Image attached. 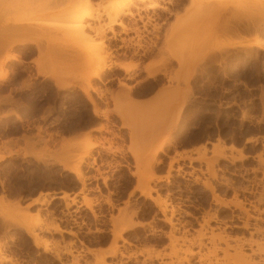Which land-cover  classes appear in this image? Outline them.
<instances>
[{"label":"rangeland","instance_id":"374dc122","mask_svg":"<svg viewBox=\"0 0 264 264\" xmlns=\"http://www.w3.org/2000/svg\"><path fill=\"white\" fill-rule=\"evenodd\" d=\"M105 1L89 0L96 14ZM151 1L158 8L142 10L136 0L123 8L133 15L120 17L125 32L114 25V35L106 30L100 39L101 27L87 19L90 41L81 45L65 39L68 27L62 26L37 30L35 43L9 46V35L47 11L23 7L27 0H0V137L7 138L0 141L5 156L0 160L4 260L8 253L13 264H96L102 256L105 264H239L233 259L237 249L249 264H263L264 252L252 255L250 248L264 250V50L226 48L232 40L244 39L230 31L243 22L249 24L248 37L264 40V11L251 0ZM52 2L55 10L69 0ZM108 35L118 38L120 47L135 49L133 59L112 61ZM9 55L15 60L6 59ZM113 62L134 75L104 72ZM96 63L103 76L93 83V114L78 86ZM39 68L47 74H38ZM192 69L194 76L188 79ZM158 72L167 78H147ZM50 74L73 86L58 90ZM116 97L122 100L119 108ZM141 98L146 99L137 100ZM133 100L138 103L131 104ZM70 130L73 137L56 147L52 135ZM217 141L222 157L212 155ZM160 145L162 151L152 161ZM230 147L245 158L239 160ZM124 151L132 167H118L114 160ZM77 164L83 182L64 172V165ZM138 183L158 198L164 214L134 190ZM206 183L226 207L217 204ZM57 189L67 195L59 199L62 205L48 198ZM66 191H77L83 206L72 209L75 200ZM34 194L44 205L34 213L9 199ZM238 205L249 215L247 229L241 227L244 216ZM24 217L39 220L33 230L47 243L45 250L33 245L21 226ZM61 224L73 227L56 232ZM117 231L121 239L113 240ZM211 232L217 259L205 257ZM170 237L180 248L176 254ZM218 238L229 245L227 258ZM187 249L194 254L185 255Z\"/></svg>","mask_w":264,"mask_h":264},{"label":"bare ground","instance_id":"6f19581e","mask_svg":"<svg viewBox=\"0 0 264 264\" xmlns=\"http://www.w3.org/2000/svg\"><path fill=\"white\" fill-rule=\"evenodd\" d=\"M132 1L133 0H108V1L106 0L105 2H103L100 5L101 14H98V13L96 14L95 9L97 7L96 8L93 7L90 4L89 0H69V3H66L67 5H64L65 7L62 6V7L58 8V9H55V10H51L52 4H53L52 0H42V1H38V0H29L28 1L27 0V2L24 3L23 7H26L27 9H31V8H33L35 6H41V7H43L44 12L47 11V13L41 14L38 17L33 18L32 21L25 28H21L17 32H14L13 34L9 35L6 38V39H8L7 43H8L9 46H11L13 44H17V43L19 44V43H25V42H30V43L34 42L35 43L37 30H40L43 27H45V28H58L59 29L62 26L63 27L67 26L68 29L66 30L67 33H66L65 39L69 40V42L71 41L72 44H76V45L80 44L81 45L83 43H86V42L90 41V37L85 33V30L88 28L87 24H86V20L87 19L95 20L98 23L99 27H101V32L98 33L100 39L102 38V36L104 35L106 30L110 31L114 35V33L112 31V26H114V25L120 27L122 29V31L125 32L126 29L123 26V23L121 22L120 17L121 16H129V17L133 16L132 12H130L129 10H127L125 12L122 11L123 8L126 7L127 5L131 4ZM136 1H138L139 3L143 4L142 10H153V9L158 8V5H157L156 1H151V0H136ZM251 1H252V3L255 4V6H256V4L259 3L260 12L263 13V11H264V0H261L260 2L259 1L255 2L256 0H251ZM252 3H251V6H253ZM133 7L137 8L136 6H133ZM258 11H259V7H258ZM260 12H259V14H260ZM101 17H104V19H102ZM61 39H63V37ZM65 43H67V42H65ZM236 47H242V48L255 47V48L264 50V42L261 41V40H258L256 37L251 38V39H243L242 41H234V42L232 41L231 43L228 44L226 49H232V48H236ZM205 56H207V54H205ZM6 59H14L15 60V56L14 55H9ZM114 65L117 66L119 69L123 70L126 75L129 73V70L125 69L123 66H121V64L114 63ZM182 67H183V65H182ZM193 68H194V66H193ZM193 70L194 69H192V73H190V75L188 76V79H191L194 76L193 75L194 74ZM37 73L38 74H42V75H46L47 74V73L43 74L44 72L40 68L38 69ZM156 75H160V76H162L164 78H167L165 72L148 73L147 78L151 79V80H154ZM48 76H49V78H51L55 82L56 88L58 90H63L65 88H67V87L73 86L71 82H63L55 74H50ZM102 76H103V67H101L99 65V63H96L94 66L89 67L88 72L86 73V75H85V77L83 79V83L80 86H78L79 90L85 96V99L93 107V111H92L93 114L97 113L95 101H94L93 97L91 96V92L96 93V91H95L96 89L93 88V83L96 80L100 81L102 79ZM119 86L124 87L125 85L122 84V83H119ZM188 91H189V89H188ZM113 101L115 103L114 105L117 108H119V106L122 105V100H120V98L118 99L116 97V98H114ZM130 103L134 104V105L136 104L134 101H131ZM133 116H134V114L132 113V117ZM125 118H126V115H125ZM249 141H251V140H248L247 142H249ZM220 144L217 141L216 145L212 146V155L213 156L222 157L223 149L221 148ZM92 147L90 146L89 149L92 148ZM162 147H163V145H160V146L156 147V149L154 150L153 155H152V159H151L152 161L155 160V157L157 156V154L162 151ZM201 150L205 151L204 147ZM230 150L233 151V152H236L239 160L245 158V156L241 153L240 150H238V149H236L234 147H230ZM195 151H196V153H198L199 148L197 150L195 149ZM86 155H87V153L83 157H85ZM4 157L5 156L2 153H0V160H2ZM83 157H81L79 161H81ZM178 157H179V159H182V157L184 158L183 155H178ZM186 159H188V157ZM189 160H190V158H189ZM172 162H175V159H173V161L170 162V165H171ZM206 164H207V171L210 172V174H211L212 173L211 162L206 160ZM64 169L72 172L73 175H75V177L77 178V180H79L80 182H83L82 181V176H81L80 170H79V164L75 165V167H73V168L64 165ZM169 169H171V167ZM155 179L160 180L159 177L155 178ZM205 185H206V188L208 189V191L213 195V198L217 202V204H219L220 206L226 207L227 205H225V203H223V201L219 200L217 198V196H214V188L211 185H209L208 183H206ZM134 190L139 192L141 194V196H143L145 199H148L149 201H151L158 208V210L162 214L165 213L166 210L164 208H162V204L159 202L158 198L151 197L150 190L149 191L144 190L143 189V185L141 183H138ZM66 196L67 195L63 194L61 196V199L62 200L65 199ZM36 201L37 200H35L34 203ZM85 205L90 210L89 207H91L90 206L91 204L89 205V203L86 202ZM15 207H17V206H15ZM236 209L239 211L240 214H242L244 216L243 217L244 219H242V222H241V225H242L241 227L243 229H247L248 228V221L247 220H248L249 215H248L246 209L243 208L241 205H238V207ZM232 216L233 217H237V216H234V215H232ZM23 220L24 221L21 220L22 221L21 222V226L26 230L28 236L30 237V239L33 242V245L36 248L44 246V250H45V243L46 242L41 241L40 238L38 237L37 233L33 230L34 227L37 224H39V223H37V221H39V220L37 218H35L32 221L28 222V221H26L27 219H25V217H24ZM166 221H167V223H170L169 220H166ZM54 230L56 232L57 231L60 232V230H58L57 228H55ZM200 232H198L199 234L197 233L199 235V237L203 235ZM202 237H204V236H202ZM214 238H215V235L213 234V232H211L210 236L207 237V239L209 240L210 248L208 247V250H207L208 254H206L205 257L206 256H208V257L212 256V257H215V259H217L215 251L218 250V248H217V246L214 243ZM116 239H121L119 231L116 232L113 240H116ZM169 239L171 240V253L172 252H174V253L176 252L177 253L180 250V248L178 247L179 249H177V246L174 245V240H172L173 239L172 237H170ZM218 240L220 241V240H222V238H218ZM222 242H223L224 249L221 248L222 249L221 253L224 254L223 257L227 258L228 257L229 245L227 244L226 241H224V239L222 240ZM198 244L200 246V241H199ZM249 244H251V243L249 242ZM250 249H251L250 253H252V255L260 254V252L261 253L264 252V250H261V247L259 245H256V249L255 250H253L252 248H250ZM236 250H235L236 255L234 253L235 258H233V259L238 260L241 264H249L250 262H249V260H247L248 256L246 257L240 251H236ZM114 251H115V249L112 251V253L115 254ZM184 253H185V255H188V256H192L194 254L193 252H191L188 249L185 250ZM0 254H1V251H0ZM103 257L104 256L100 257V260L97 261L96 264H105L104 260H103ZM7 259L4 260V258L0 257V262L1 261H7L8 263L13 264V261L11 259H8V260ZM184 261L187 262V259L184 258ZM238 261H237V263H238ZM210 262H211V260H210ZM262 263L264 264V258L262 260Z\"/></svg>","mask_w":264,"mask_h":264},{"label":"crops","instance_id":"0c3cea01","mask_svg":"<svg viewBox=\"0 0 264 264\" xmlns=\"http://www.w3.org/2000/svg\"><path fill=\"white\" fill-rule=\"evenodd\" d=\"M120 28V27H119ZM237 31H234L233 29H231L230 31L232 33H240L242 36H244L243 38L244 39H251L253 38L252 37H248L249 36V32L248 30H250V27H249V24L248 23H245L243 22L241 25H237V28H236ZM121 31V29H120ZM126 39V37H125ZM232 41H239V40H232ZM264 42V40H261ZM105 44L108 46V49L110 50V54H111V60L114 61V59L118 60L119 62H127L129 60H132L133 57L132 55H134V50H132V48L129 46L128 48L126 47H120L121 46V43L119 41L118 38H111L110 35L107 36L106 40H105ZM133 53V54H132ZM136 61V59H135ZM113 63H116V62H113ZM122 71L123 75H125L126 77H132L134 75V73H130L128 75H126L123 70L119 69L117 66L115 65H111L109 68L105 69L104 72L106 71ZM146 98H141V99H137V100H145ZM136 104L138 103V101L136 100H133ZM71 132L69 131H66V132H59V133H56V134H53L52 135V140H54L56 142L55 146L57 147L58 146V143L60 141H62V139L64 140H68V139H71L73 137V132L72 130H70ZM124 133V136H125V143L127 141V138H126V131L124 130L123 131ZM7 138H1L0 137V141H3V140H6ZM114 160L118 161L119 162V165L118 167H126L127 165L128 166H131L132 167V159L130 157V155L124 151L123 154H116L114 156ZM86 161L88 162V159H86ZM99 160L98 162L96 163V165H99ZM54 166L56 168H59L60 171H62L61 167L58 166L57 164H54ZM106 167V166H105ZM59 171V172H60ZM64 172H69L71 174H73L72 172L68 171V170H65ZM68 193V198L71 199V202L73 201V199L75 200V203L71 204V207L73 209V207H82L83 205L81 204V196L79 194H76L77 191H66ZM49 196L48 198L51 199L52 201H59L60 204L62 205V201L59 200L61 199V196L63 194H66L65 192H60L58 189L57 190H54L53 193L49 192ZM0 195H1V191H0ZM10 200L12 201H17L18 205L21 207V208H25V209H32V211H29L30 213H34L36 209L38 208H44V205L42 203H40V197L37 196V194H34L32 196H27V195H24L23 197H21L20 199H18V197H12V198H9ZM37 200L35 203L34 201ZM65 219H67V217H65ZM65 227V228H64ZM67 227H73V225H63L61 224L60 225V231L61 232H66L67 230ZM59 230V229H58ZM9 234L7 233V236ZM90 248H95V247H92V246H89L88 249ZM11 259L9 254L7 253L6 254V259ZM7 259V260H8ZM12 260V259H11Z\"/></svg>","mask_w":264,"mask_h":264}]
</instances>
